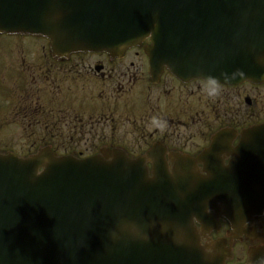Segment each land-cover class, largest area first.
Wrapping results in <instances>:
<instances>
[{"label":"water","instance_id":"water-1","mask_svg":"<svg viewBox=\"0 0 264 264\" xmlns=\"http://www.w3.org/2000/svg\"><path fill=\"white\" fill-rule=\"evenodd\" d=\"M0 32L41 34L65 51L149 38L158 72L264 81V0H0ZM251 131L249 160L229 173L213 165L216 176L193 196L122 155L109 165L0 154V264H225L215 245L208 253L198 243L193 219L204 225L211 205L264 213V124Z\"/></svg>","mask_w":264,"mask_h":264},{"label":"flooded vegetation","instance_id":"flooded-vegetation-1","mask_svg":"<svg viewBox=\"0 0 264 264\" xmlns=\"http://www.w3.org/2000/svg\"><path fill=\"white\" fill-rule=\"evenodd\" d=\"M145 43L63 53L41 36L0 34V152L84 159L117 150L148 177L161 167L185 195L216 176L213 165L241 163L243 130L264 122V82L218 83L208 98L204 80L182 81L165 67L152 76ZM153 117L166 121L163 131ZM244 220L196 224L198 240L219 245L226 264H250L249 253L264 257V214Z\"/></svg>","mask_w":264,"mask_h":264},{"label":"clouds","instance_id":"clouds-1","mask_svg":"<svg viewBox=\"0 0 264 264\" xmlns=\"http://www.w3.org/2000/svg\"><path fill=\"white\" fill-rule=\"evenodd\" d=\"M259 63L261 64V67H264V61H260ZM225 79H229V77H225ZM209 85H210V87H209ZM204 91H205V94L208 98H213V97L217 96L219 94V87H218L217 80L213 77H209ZM151 125L153 127L159 128L161 131H163L164 128L166 127V121H162L158 117H153L151 120ZM124 227L130 231V233L134 239H137V240H140L143 242L148 241L149 238H148L146 233H140L134 226L125 225ZM111 235H112V238L114 240L118 239L115 232H113ZM174 242L177 244H180L182 242V240L177 237L174 239ZM207 252L210 253L211 250L208 249ZM259 264H264V259H261L259 261Z\"/></svg>","mask_w":264,"mask_h":264}]
</instances>
